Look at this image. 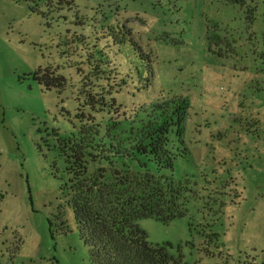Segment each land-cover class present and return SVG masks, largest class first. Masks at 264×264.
<instances>
[{"label":"rangeland","instance_id":"obj_1","mask_svg":"<svg viewBox=\"0 0 264 264\" xmlns=\"http://www.w3.org/2000/svg\"><path fill=\"white\" fill-rule=\"evenodd\" d=\"M165 103H181L189 212L139 220L148 242L187 264H264V0H0V264H91L63 150L86 121ZM93 155L89 173L105 170Z\"/></svg>","mask_w":264,"mask_h":264},{"label":"trees","instance_id":"obj_2","mask_svg":"<svg viewBox=\"0 0 264 264\" xmlns=\"http://www.w3.org/2000/svg\"><path fill=\"white\" fill-rule=\"evenodd\" d=\"M254 13L247 10L251 23ZM34 79L48 90L66 85L49 69H39ZM181 103L154 105L134 118L120 116L123 120H110L104 128L86 121L64 148L63 192L91 264H187L181 248L151 245L138 224L141 219L168 224L189 212L190 182L175 175L177 161L188 154L174 139L183 134ZM93 153L105 156V170L91 174Z\"/></svg>","mask_w":264,"mask_h":264}]
</instances>
